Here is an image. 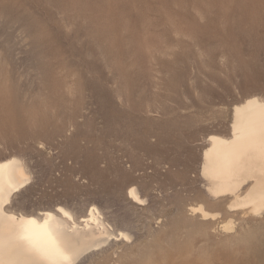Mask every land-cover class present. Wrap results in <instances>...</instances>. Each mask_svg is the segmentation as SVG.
Segmentation results:
<instances>
[{
    "label": "rangeland",
    "instance_id": "obj_1",
    "mask_svg": "<svg viewBox=\"0 0 264 264\" xmlns=\"http://www.w3.org/2000/svg\"><path fill=\"white\" fill-rule=\"evenodd\" d=\"M253 92L264 0H0V157L36 164L29 210L87 198L125 211L127 180L151 184L160 219L138 222L122 264H264V222L246 242H203L177 212L203 137L228 132Z\"/></svg>",
    "mask_w": 264,
    "mask_h": 264
},
{
    "label": "bare ground",
    "instance_id": "obj_2",
    "mask_svg": "<svg viewBox=\"0 0 264 264\" xmlns=\"http://www.w3.org/2000/svg\"><path fill=\"white\" fill-rule=\"evenodd\" d=\"M229 127L203 137L198 186L191 201L177 206L203 242L217 230L246 242L241 232L264 222V95L253 92L234 103ZM35 165L24 155L0 157V264H122L141 247L138 222L160 219L153 186L138 178L121 188L125 211L87 198L76 206L84 200L26 209Z\"/></svg>",
    "mask_w": 264,
    "mask_h": 264
}]
</instances>
